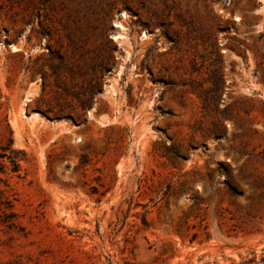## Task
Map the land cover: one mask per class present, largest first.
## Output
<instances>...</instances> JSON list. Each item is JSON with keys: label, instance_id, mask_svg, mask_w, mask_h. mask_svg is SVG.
Returning <instances> with one entry per match:
<instances>
[{"label": "rangeland", "instance_id": "1", "mask_svg": "<svg viewBox=\"0 0 264 264\" xmlns=\"http://www.w3.org/2000/svg\"><path fill=\"white\" fill-rule=\"evenodd\" d=\"M0 94V264H264V0H0Z\"/></svg>", "mask_w": 264, "mask_h": 264}, {"label": "trees", "instance_id": "2", "mask_svg": "<svg viewBox=\"0 0 264 264\" xmlns=\"http://www.w3.org/2000/svg\"><path fill=\"white\" fill-rule=\"evenodd\" d=\"M1 97L2 95L0 94V98ZM4 121L7 128L9 129L6 114L4 115ZM13 142L14 140L11 135L8 139V143L0 144V171L2 172H5L8 168L5 162L6 159H8L11 163V171L18 172L20 170V160L23 159V157H19L17 154L23 153V151L13 149ZM0 225H3L9 229L21 228V223L18 220V214L14 210L13 200L8 194L7 189L3 187H0Z\"/></svg>", "mask_w": 264, "mask_h": 264}]
</instances>
